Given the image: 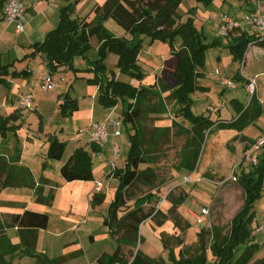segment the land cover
Listing matches in <instances>:
<instances>
[{"label": "trees", "instance_id": "obj_1", "mask_svg": "<svg viewBox=\"0 0 264 264\" xmlns=\"http://www.w3.org/2000/svg\"><path fill=\"white\" fill-rule=\"evenodd\" d=\"M1 1L4 3L6 0ZM182 1L107 0L102 6L95 5L91 9L90 14L93 15V19H90L89 16L72 19L74 6L69 4L60 9L56 27L46 34L43 41L33 44L32 52L29 54L31 57L34 55L43 56L45 66L48 69L47 73L51 75L61 68L75 70L73 69V59L76 56L84 58L85 53L91 48L89 39L91 37L97 38L99 58L93 62L90 69L93 76L86 82L88 85L97 87L98 103L104 108L112 109L118 102L125 104L120 116L121 124L125 128L129 125L132 129L128 138L129 149L123 167L114 172V177L118 179V187L108 207L110 218L105 221V224L111 228L112 232L121 230L122 234L127 237V244L133 247L141 223L151 219L156 226H161L163 221L158 219L159 217L164 219L166 216L160 210H143V204L150 202L152 194L136 199L132 207L129 208L126 207L125 202L127 189L132 183L149 184L154 178L153 170L150 167L154 161L149 157L150 152L143 147L144 134L142 130L135 127V123L147 115L144 107L148 97L158 96L160 92H168V97L177 106L178 117L182 122L188 123V128L176 123L174 126H179L182 133L189 135V139L180 153V166L189 173L195 170L204 136L213 127L217 129L232 127L240 131L248 123L246 119L247 109L244 110L243 108L239 109L236 120L231 123H215L206 116H194L192 114L190 95L200 90L197 82L201 78V71L205 66V52L209 48L220 47L222 41L216 36L210 42H206V38L194 26L195 7L188 10V18L185 22H181L177 8ZM194 1L196 5L208 7L215 0ZM107 19L113 20L120 26L131 36V40L112 36L104 28V22ZM136 34L143 35L150 41L166 43L170 48L171 57L174 59L173 70L168 76L160 77L155 85L149 88H141L140 85L134 87L132 84L116 80L114 77L103 82L106 71L103 59L107 53L113 54L117 58L116 67L120 74H125L140 82L143 75L137 64L140 48L133 40ZM177 38L180 41L178 47L174 45ZM223 39L228 41L225 46L229 50L231 59L239 63L242 62L247 47L253 40L246 33L236 32L230 33ZM253 46L264 47V42H256ZM9 68L10 65H3L0 58V85L5 87H8L7 77L21 76V73L10 72ZM152 87H157L160 92L152 91ZM252 102L253 97L249 105ZM158 106L162 110L163 106L160 102H158ZM57 109L61 116H69L77 110L76 100L71 99L66 94L61 103L57 105ZM259 114V109H256L253 112V118ZM20 116L17 110L5 117L0 115V138L2 141L6 139L9 133L16 135V128L19 126L15 123ZM127 131L129 132L128 128ZM49 143L46 158L55 161L60 160L64 153L65 143L59 142L56 138L51 139ZM19 154L18 148L14 147L13 158L0 156V190L7 187L34 186L30 171L25 167L16 165ZM142 165H146V167L139 170ZM59 174L68 183L91 181L92 164L88 152L84 148L73 151L60 167ZM234 181L242 190L243 201L239 211L229 223L226 236L221 235V231L216 227L211 228L210 231L202 229L197 233L198 246L193 250V255L184 257L190 252L186 249L178 254V260L171 251H169L168 260L165 261L161 258H149L139 251L128 252V255H123L119 247L112 256L101 257L98 260L99 264H207V250L210 252L211 264H251L250 261L257 252L258 245L252 243L250 221L254 213V203L259 197L262 186H264V155L257 158L256 165H252L246 172L241 171L236 175ZM37 192L39 194L37 202H45L40 197V191ZM102 200L103 196L94 195L91 202L92 204H99ZM174 208L175 206L170 209V213L174 212ZM118 212L124 214L118 218ZM47 225V215L24 210L21 214L11 215L8 222L0 224V239H4L3 233L7 228H17L22 232L29 230L35 232L46 229ZM207 236L210 237L208 247L206 244ZM35 243L36 236L23 235L18 246L22 248L24 255L35 259V264H55L35 253ZM11 248L14 247L8 245V249ZM254 264H264V259H260Z\"/></svg>", "mask_w": 264, "mask_h": 264}, {"label": "rangeland", "instance_id": "obj_2", "mask_svg": "<svg viewBox=\"0 0 264 264\" xmlns=\"http://www.w3.org/2000/svg\"><path fill=\"white\" fill-rule=\"evenodd\" d=\"M189 1L191 0H184L177 8V13L181 16V22L186 21L188 18V10L190 6H193ZM220 1L222 0H215L208 7L196 5L195 1H192L194 5L197 6V17L194 16V19L200 22L196 24V27L203 37L206 38V42H210L214 38V25L219 15L222 14L231 16V14L234 13L237 0H229L226 5H222ZM248 3L253 8H255L257 4L256 0H249ZM259 5L260 11L262 15H264V0H260ZM85 14L86 13L82 12L79 16L82 17ZM89 18L93 19L94 17L91 15ZM104 28L108 32H111L112 36L119 37L120 35H123L124 38L127 39L131 37L111 19L105 20ZM133 40L139 45L140 48L137 57V64L143 75L140 82L137 79H131L125 74H120L116 67L117 58L113 54L109 53H107L103 59L106 68L103 82H106L109 78L114 77L116 80L133 84L135 87L139 84H142L141 86L144 88H149L150 86L155 85L160 77L163 75L168 76L173 70L174 59L171 57L170 48L166 43L160 41H150L149 38L139 34H136ZM90 45L91 48L85 53L84 58L76 56L73 59L74 65L81 64V68H83L82 71H75L71 70V68H66L65 72L56 73L53 78V87L55 86V88L53 89L52 87V92L43 94L39 93V81L37 80L38 77L33 80L32 88L33 91H35V99L37 104L36 111H18L16 109L15 98L11 96L12 91H10L7 87L0 85V115L5 117L16 110L21 115L17 123H15L17 126H19L16 128V135L9 133L4 141H2L0 138V149L11 151L10 149H14V147H16L20 152L22 151L25 154L24 164L29 166L27 168H29L31 172L37 176V178L39 177L37 173L41 167V163L44 160L49 161V163H52V168L48 169L47 178L50 179L53 184L61 181L59 173L55 168V163L58 161L48 160L45 156L50 143L48 142L45 147H42V144H40L38 141H46L48 133L53 134L51 139L56 138L59 142L66 144L65 147H67L63 153V159L68 158L71 150L70 143L74 141L75 137L78 135L77 131L81 129V132H85L84 127L86 122H84V120L87 118V113L82 111L80 113L78 112L72 119L68 118V116L63 117L61 116L58 109L56 111L54 110L51 101L47 100L48 98L46 97L49 94H52L54 91H70V94H73L72 91H84L80 87L81 84L79 85L77 83L82 82L83 88L88 85L86 78H92L93 76L92 72L88 68L92 67L93 62L99 58V42L96 37H91ZM174 45L176 47L180 45L178 38L175 40ZM217 56L221 58L220 63L215 62ZM227 57V48H209L206 50L204 66L206 79L200 81L201 85L206 84L208 87H210V91L217 90L218 79L217 75L213 74L215 68L219 69L220 71L224 70L227 74H231L234 72V69H238V73L241 75V63H238V65L232 64L228 67V63L225 60ZM35 62L37 66H40V70L44 72L45 65L40 64V62L37 61ZM243 63H245V61ZM162 64L165 67L162 71H158ZM16 66H19V64ZM243 67L244 66L242 64V70ZM76 74L79 77L75 78ZM156 76H158L157 80ZM68 77L71 79H68ZM71 82L74 83L71 84ZM235 85H237V89L235 91H228L224 98L226 101V107L221 109L220 117L222 119H229V117H227L228 115L226 116V113H228L227 108L229 106V101L232 98V94L237 95L244 107H247L250 104V101L254 96V94L251 96L247 92L244 93L243 90L241 91V86L239 84ZM190 98L192 100L191 111L194 116L203 115L212 118L217 116L216 114L212 115L207 111V108L210 106V104L215 107V103H212L214 95L210 93H198L196 97L193 93L190 95ZM158 102L162 104V110H160ZM144 108L147 112V115L141 117L139 122L135 123V127L139 130H142L144 134L143 147L150 152L149 157L154 161L150 165L153 170L154 178L149 184L134 182L129 186L125 197L127 203L126 207H131L132 204L129 203H132L135 199L145 197L147 194H152L153 196L151 197V201L147 202L143 206V210H160L166 216L164 219L161 217L158 219L163 221V225L161 227L156 226L155 222L151 219L141 223L138 227L134 249H130L129 253L139 251L141 253L148 254V256L152 259L161 258L166 261L169 258V251L163 249V242L164 246L174 250L177 260V254L179 250H189L190 252L185 254L184 257H190L193 255V250H195L198 246L197 233L200 230L203 229L210 231L211 228L216 227L221 231V235H227L229 223L232 217L239 211L243 201L242 190L236 181L230 179V176L233 174V176L236 177V175L241 172V169L236 165V163H238L236 158L235 163H231L229 160L226 161L224 159L225 155L222 154L216 160V164L218 163L217 167L222 173L221 176L223 177V181L226 183L224 186L217 188L213 185L210 186L205 182L197 186L192 183L184 184V179L190 178L188 177L190 176V173L185 175V170L181 168L180 153L182 148L187 143L189 135L182 133V131L179 130V126H174V123L185 128L189 127L188 123L182 122V120L178 117L177 106L173 100L168 97V92L162 95L159 93L158 96L148 97L146 106ZM121 112V102H118V110L113 114L112 118L119 117ZM257 126L258 128L250 126L247 128V131L254 130L256 133H261L262 136H264V116H262ZM42 127L44 129L43 132L41 131ZM127 128L129 132L127 131ZM222 130L225 129H217L213 127L208 134H205L203 143L200 146L196 164V169L198 172L201 170V168H203L205 162L209 160L211 154H214L215 149L213 148L217 145L216 132H225ZM120 131L121 136L115 139L122 150V154L115 160V164L118 168L123 166L127 157L129 148L128 138L129 134L132 133V129L129 125H127L126 128L124 125H121ZM35 135L37 136L36 138L33 137ZM154 140L155 142H153ZM31 141L33 142L32 144L30 143ZM25 142H28L26 149L24 148L25 146H23V143L25 144ZM145 167L146 165H142L139 167V170H143ZM247 167L250 168L249 165H247ZM103 185V192L106 194V200L101 204V207L103 209V213L106 214L109 204V197L112 190L116 188L117 182L112 181L109 192L105 186V182H103ZM29 193L30 190L29 192H20V190L15 191L13 188H4L3 190H0V214L7 210L13 209L15 205L14 203L20 202L23 200V198L26 199ZM48 193L49 192H47L45 195ZM55 193H57L56 200L53 202V195ZM51 197V207L46 206L45 203L39 204L34 200L31 204V209L28 210L45 214L51 219H55V212L65 207V194L60 189H55L51 192ZM163 197L165 200L164 204L162 203L163 205L161 204V206L156 209L158 200L162 199ZM183 197L187 198L182 201V203L180 202L177 204V206H179L178 208L182 214L186 213L188 215L190 213L191 215H189L191 217L185 216L186 219L184 218L185 221L189 223L190 228L183 229V224H181V228L183 230H180L173 226L175 224V220L173 215L169 212L172 203H169L168 200L172 202L177 198L183 199ZM3 202H5L7 205H5ZM35 205H37V207H34ZM201 206H207L208 214L205 216V219L201 224H197L194 216L200 214V210L202 209H200ZM35 209H38L39 211ZM253 211L254 213L250 221V229L252 233V243L258 245V250L250 261L251 264L256 263L260 259H264V230L256 232L257 226L264 225V186H262L259 197L254 203ZM97 217H100V213L97 214ZM99 227L100 229H92L95 238L93 242H90L88 237H86V241H84L83 244L85 253L83 252V258L76 263L88 264L84 258L88 257L90 254L100 251L103 248H116V243L112 238L113 236L106 233V228L102 224H100ZM84 231H86V228H84ZM79 236L80 235L78 234L77 238ZM177 241H179L181 244L179 245ZM209 241L210 237L207 236V247ZM206 253L208 259L207 264H211L210 252L207 250ZM161 254H163V257ZM25 261L27 262H23L24 264H29L30 260L26 259Z\"/></svg>", "mask_w": 264, "mask_h": 264}, {"label": "crops", "instance_id": "obj_3", "mask_svg": "<svg viewBox=\"0 0 264 264\" xmlns=\"http://www.w3.org/2000/svg\"><path fill=\"white\" fill-rule=\"evenodd\" d=\"M19 1L22 4L23 31L20 33H16L15 29H16L17 24L8 23L4 20L3 11H2L3 2L0 0V58H1V62L3 65H10V68H9L10 72L21 73L20 77H16V78L7 77L6 78L8 81L7 88L10 91H12L11 96L15 98V103L22 94L28 91L32 94V99H33L32 111L33 110L36 111L37 104H36V99H35V91H33V88H32L33 80L36 77H38L37 80L39 81V86H40L41 78L48 72V69L45 66V71L42 72L40 70L41 69L40 66L36 65L35 61L40 62V64L45 65L43 56L41 55H34L33 57L29 56V54L32 52V49H31L32 45L43 41L46 34L56 27L58 23L59 11L61 8L69 4H72L74 6V12L72 15V19L74 18L81 19L86 16H91L90 14L91 9L95 5L102 6L107 0H19ZM192 1L193 0L189 1L191 5H193V6H190L189 9L195 7L196 11H195L194 16L197 17L196 16L197 6L194 5ZM228 1L229 0H222L220 2L222 5H226ZM248 2L249 0H237V3L234 8V13L231 14L230 17H233L235 19H240L248 15L249 13H251L254 10V8L251 7ZM82 12L86 14L80 17L79 15ZM221 15L222 14H220L218 19L215 21L214 31H213L214 37H216V27H217V24L219 22ZM198 22L199 21L194 19V26L196 29H197L196 24H198ZM109 33L111 34V32ZM117 38H124V36L120 35ZM130 38H128V40H131ZM90 39H89V44H90ZM124 39H127V38H124ZM226 39L228 40V38ZM226 39H221L222 41L221 46L215 47V49L227 48V46H225L228 42ZM225 60L228 63L227 65L228 67L231 66L232 64L238 65L239 63L231 59L229 50H228V57ZM244 61L245 63H243L244 67H243V70H241V75L238 73V69H234V72L231 74H227L224 70L220 71L217 68L214 69V71L218 70L220 72H223L226 75V77L230 81L233 82L234 89H226L225 87L221 86L219 77L217 76L218 88L215 91H210V87H208L206 84L201 85L200 81H203L206 79L204 68L201 71L202 76L197 82V86L200 88L198 93L199 94L200 93L201 94L210 93L214 95V99L212 103L213 104L215 103L214 104L215 107L210 104V106H208L207 108V111L212 115L213 114L217 115L215 118H212V117H208V118L215 123L216 122L231 123L232 121L236 120L239 109L243 108L244 110L247 109L246 119L248 123L245 124L244 128L240 131L237 130L236 128L229 127V128H222V129H225V130H222L225 132H219V131L216 132L217 145L213 148L215 149L214 154H211V157L209 158L207 162H205V165L203 166V168H201L199 172L195 168V170L192 173H190V176H188L190 177L189 181L182 180L184 184L192 183L197 186L205 182L209 184L210 186L213 185L217 188L220 186H224V184L226 183L223 181V177L221 176L222 173L217 167L218 163L216 164V160L222 154L225 155L224 159L226 161L229 160L231 163H235V158H236L238 162L236 163V165L238 168L241 169V171L246 172L248 170L247 165L252 166L250 162L244 158V152L249 148L251 143L255 142L259 138H264V136H262L261 133H256L254 130L247 131V128L250 126L258 128L257 124L261 120L262 116H264V47H258V46L249 47V49H247L244 54L242 62ZM215 62L220 63L221 58L217 56ZM17 64H19V66H16ZM81 67H82L81 64L79 65L73 64V69L77 71H82L83 68ZM164 67L165 66L162 64L160 68L158 69V71H162ZM88 69H91V67ZM65 71H66V68L59 69L57 72L52 74V78H54V75L56 73L65 72ZM214 71H213V74H214ZM77 77L79 76H77L76 74L75 78ZM157 78L158 76H156V80ZM68 79H71V78L68 77ZM87 79H91V78H86V80ZM251 79L255 81V92H254L252 104L248 105L247 107H244V105L241 104L237 95L232 94V98L229 101V106L227 108L228 113H226V116L228 115L227 117H229V119H222L220 117V112H221V109L226 107V101L224 98L226 94L228 93V91H235L237 89V85L235 84H239L241 86V91L243 90V92L246 93V89H245L246 83L248 80H251ZM72 83L74 82H71V84ZM77 84L79 85L81 84L80 87L84 91H72L73 94H70V91H64V90L54 91L52 94H49L46 98H48L47 100L51 101L55 111L57 110V105L61 103L62 98L66 94L71 99H75L77 110L76 112H73L72 114L68 116V118L70 119L74 118L75 114L78 112L80 113L82 111L84 113H87V118L86 120H84V122H86V125L84 127L85 132H80L81 129L77 131L78 135L75 137V140L70 143L71 150L68 155V158L73 153V151H75L76 149L84 148L88 152V156L90 157V160H91L92 180L86 181V182L74 181V182L68 183V182H65L59 174L61 181L53 184V182L47 178V172H48V169L52 168V163H49V161H45V160L40 165L41 167L37 173L39 177L37 178V176L33 172H31L29 168H27L29 166L27 164H24L25 154L21 151L16 165L19 167H25L30 171L33 182H34V186L33 187H26V186L7 187V188H13L15 191L20 190V192H29L30 190V193L26 197V199L23 198V200H21L20 202L14 203L15 205L13 209L7 210L4 213L0 214V224L8 222L11 215L21 214L24 210L31 209L32 202L34 200L35 202H37V198L39 195L37 191H40V197L42 198L43 201H45L43 203H45L46 206L51 207V201H52L51 192L54 191L55 189L57 190L60 189L61 191L64 192L66 202H65V207L63 209L55 212L56 213L54 215L55 219L54 218L51 219L50 217H48V225L46 229L37 230L35 232H32L30 230L22 232L18 230L17 228L5 229L3 233L4 239H0V264H15V263L24 264L23 262H27L25 261L26 259L30 260L29 264H35V259L24 255L22 248L18 246L20 243V238L23 235L29 236V237L36 236L35 253L38 254L40 257L50 260L55 264H67V263L81 264V263H76V262L81 260L83 258V254L85 253L84 246H83L84 241H86L85 240L86 237H88V240L90 242L94 241L95 238H94V232L92 231V229H95V228L100 229L99 227L100 224H102L106 228V233L113 236L112 238L114 239L116 243V248L114 249L113 248H106V249L103 248L100 251L90 254L88 257L84 258V260H86L88 264H99L98 260L101 257L112 256L114 251L119 247L123 255L124 254L128 255L129 250L134 249L133 246L127 244L126 242L127 237H125L122 234L121 230L119 232L118 231L112 232L111 228L105 224V221L108 220V218H110V215L108 213V207L113 199L114 192L116 188L118 187V179L114 177V172L123 167L122 166L121 168H118L115 164V160L122 154V150L120 149L118 143L115 141L116 138H119L121 136L120 127L122 124H121L120 116L122 112L119 117L112 118L113 114L116 113L118 110V104L112 109H106L98 103V91H97L96 86L86 85V87L83 88L82 82L77 83ZM139 85L141 88L143 87L141 86L142 84H139ZM139 85L136 87H139ZM54 88L55 86L53 87V89ZM53 89L52 88L49 89L46 93L52 92ZM152 91H159V90L155 88ZM39 93H42L40 91V88H39ZM198 93L197 92L194 93L196 97ZM162 94L164 93H161V95ZM222 100H224L225 105L224 107L220 108V103ZM121 106H122V111H123L125 104L121 103ZM210 108H213L215 110L210 112L209 111ZM256 109H259L260 114L257 117L253 118V112ZM114 120L120 121V127L118 129V132L120 134L117 137H113L112 127L109 125L107 128V132H108L107 142L104 144L102 150H99L98 147H96L90 141V136L88 133L89 123L90 122L111 123ZM41 131L42 132L44 131L43 127ZM52 135L53 134L48 133V136L46 137V141L40 140L38 142L42 144L41 145L42 147H45L48 144V142H50ZM33 137L36 138L37 136L35 135ZM30 143L32 144L33 142L31 141ZM25 144L23 143V146H25L24 148L26 149L28 142L27 143L25 142ZM112 144H116L117 147L119 148V155L116 157L113 156ZM10 150L11 151L0 149V156H4L6 158H13L14 149L12 148ZM260 155H264V147H262L258 151H255L252 149L248 150L249 157L258 158ZM68 158L63 159V155H62L61 159L58 160L57 163H55L56 164L55 168L57 169L58 173H59L60 167L66 162ZM111 161L114 164L113 169H111L110 167ZM185 173H186L185 175L189 174V172L187 171H185ZM232 177H233V174L230 176V179ZM112 181H116L117 186L111 192V195L109 197V204L107 207V211H106V214H104L103 209L101 207V204L106 200V194H104L103 192L104 190L103 182H105V186L107 187V190L109 192ZM96 182L101 183V188L99 191L95 190ZM47 192L49 193L45 195ZM36 193H37V196H36ZM56 194L57 193L53 195L54 197L53 202H55L56 200ZM94 195L103 196L102 202L99 204H92L91 202L92 196ZM186 198L185 197H183V199L177 198L175 201H172V202L168 200L169 203H172V206L170 207V209L175 206L174 212L171 213L173 215V218L175 220L174 222L176 224V225L174 224L173 226L180 230L190 228L189 223L185 221L186 219L185 216L189 217L191 214L189 213L190 215L189 214L187 215L186 213H183L184 214L183 215L182 212L178 208L179 206H177V204H179L180 202L182 203V201H184ZM134 201L129 204L133 205ZM3 203L7 205L5 202ZM145 204L146 203H144L143 206ZM34 207H37V205H35ZM201 208L205 209L207 208V206H201L200 209ZM170 209H169V212H170ZM35 210L39 211L38 209H35ZM98 212L100 213L99 218L97 217V214H99ZM123 214L124 213L118 212L117 217L120 218ZM181 216L183 217V219L184 218L185 219L183 220ZM181 224H183V227L181 226ZM161 226H158V227H161ZM84 228H86V231H84ZM78 234L80 236L77 238ZM116 235H119V236H116ZM177 242L179 245L181 244L179 241ZM8 245L13 246L14 248L8 249ZM15 246H18V247H15ZM162 246H163V249L171 251L174 254V250L164 246L163 242H162ZM180 252L181 250L178 251V254ZM142 254L149 257L148 254H145V253H142ZM161 256L163 257V254H161Z\"/></svg>", "mask_w": 264, "mask_h": 264}, {"label": "built area", "instance_id": "obj_4", "mask_svg": "<svg viewBox=\"0 0 264 264\" xmlns=\"http://www.w3.org/2000/svg\"><path fill=\"white\" fill-rule=\"evenodd\" d=\"M257 4L254 8V10L249 13L248 15L240 18L235 19L233 17L222 15L219 19V22L216 27V36L223 39L227 37L230 33H246L252 37V42L248 45L247 49L251 46H253L256 42H264V15H262L260 11V0H256ZM2 11L4 20L8 23H16V33H20L23 31V25H22V19H23V12H22V4L19 0H6L2 5ZM242 64L241 62V70H242ZM240 70V71H241ZM214 74L219 77V81L221 86L225 87L226 89H234V84L232 81H230L226 75L223 72H220L218 70L214 71ZM54 85L52 75L50 73H46L40 81V91L42 93H46L49 89H51ZM246 92L253 96L255 92V81L253 79L248 80L245 86ZM32 94L30 92H25L22 94L18 100L16 101V109L18 111H26L29 109H32ZM225 102L224 100L220 103V108L224 107ZM215 109L210 108L209 111L212 112ZM112 127V136L117 137L119 136L118 129L120 127V121L114 120L111 123L103 122V123H96V122H90L88 126V133L90 136V141L92 144H94L96 147H98L100 150H102L104 144L107 142L108 138V132L107 128L108 126ZM81 132V131H80ZM262 147H264V138H259L255 142L251 143L249 148L244 152V158L250 162L251 165L257 164V158L256 157H249L248 156V150L252 149L255 151L260 150ZM112 152L113 156L116 157L119 155V148L116 144H112ZM111 169L114 168V164L111 161L110 162ZM234 181V177L231 178ZM184 181H189V178H185ZM101 188V183L96 182L95 183V190L99 191ZM164 198L158 200L157 208L161 206V204L164 202ZM208 210L202 209L200 211V214L197 216H194L196 223L201 224L205 216H207ZM264 230V225L257 227L256 232H260Z\"/></svg>", "mask_w": 264, "mask_h": 264}]
</instances>
